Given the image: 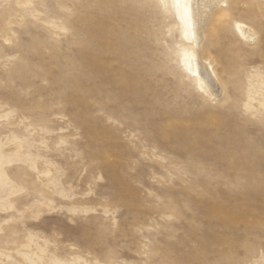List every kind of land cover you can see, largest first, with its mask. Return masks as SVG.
Here are the masks:
<instances>
[{
    "label": "rangeland",
    "instance_id": "374dc122",
    "mask_svg": "<svg viewBox=\"0 0 264 264\" xmlns=\"http://www.w3.org/2000/svg\"><path fill=\"white\" fill-rule=\"evenodd\" d=\"M226 4L216 98L174 0H0V264H264V0Z\"/></svg>",
    "mask_w": 264,
    "mask_h": 264
},
{
    "label": "bare ground",
    "instance_id": "6f19581e",
    "mask_svg": "<svg viewBox=\"0 0 264 264\" xmlns=\"http://www.w3.org/2000/svg\"><path fill=\"white\" fill-rule=\"evenodd\" d=\"M226 3L227 0H174L175 11L182 25L181 38L191 47L185 53L183 70L188 77H192L199 81L200 85L216 98L223 92V87L214 70L212 62L203 54V29L211 16L212 10L218 7L223 8L228 5ZM239 29L245 40L253 42L256 39V31L249 25L241 24ZM147 33L148 32H146V34ZM154 48H156V46ZM152 53L154 52L152 51Z\"/></svg>",
    "mask_w": 264,
    "mask_h": 264
}]
</instances>
